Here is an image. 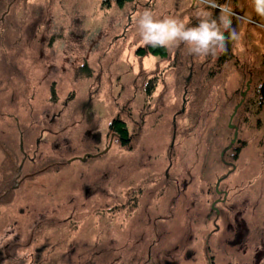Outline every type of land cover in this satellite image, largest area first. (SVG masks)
I'll return each instance as SVG.
<instances>
[{
	"label": "rangeland",
	"instance_id": "obj_1",
	"mask_svg": "<svg viewBox=\"0 0 264 264\" xmlns=\"http://www.w3.org/2000/svg\"><path fill=\"white\" fill-rule=\"evenodd\" d=\"M5 1L0 158L11 164L0 163V184L22 159L14 117L31 148L41 136L45 161L56 145L58 166L0 200L4 264H264V18L252 0H214L240 36L226 58L183 43L164 58L135 54L143 12L195 27L200 0ZM111 118L125 123L127 144L111 136ZM219 177L227 196L216 203ZM93 181L101 196L81 207L77 191Z\"/></svg>",
	"mask_w": 264,
	"mask_h": 264
},
{
	"label": "clouds",
	"instance_id": "obj_2",
	"mask_svg": "<svg viewBox=\"0 0 264 264\" xmlns=\"http://www.w3.org/2000/svg\"><path fill=\"white\" fill-rule=\"evenodd\" d=\"M201 7L197 11L199 23L195 27H187L175 18L157 20L150 11L143 12L138 19L142 40L153 47H173L186 44L189 51L200 57L217 56L227 51L229 41L240 39L233 28L234 13L225 15L223 7L214 0H200ZM258 17L264 18V0H252ZM220 7L221 15L211 18L207 10Z\"/></svg>",
	"mask_w": 264,
	"mask_h": 264
},
{
	"label": "flooded vegetation",
	"instance_id": "obj_3",
	"mask_svg": "<svg viewBox=\"0 0 264 264\" xmlns=\"http://www.w3.org/2000/svg\"><path fill=\"white\" fill-rule=\"evenodd\" d=\"M16 3H17V0H6L5 1L6 10H9V8L14 6ZM2 16L3 15H1L0 20H1ZM21 88H23V86H21ZM114 119H117V118H113L112 120H114ZM117 120H119V119H117ZM14 121L16 123L15 130H16L17 142H16L15 138H13L11 147L13 148V152H15V147L17 148V150L19 152H21V154H22L21 158L22 159H21L19 165L16 167V171L14 173L15 176H14L13 181H12V179H9V180H5L2 184H0V200H5L7 197H9L13 191L19 189L18 187H20L22 185V183L25 180L29 179L30 177L31 178L37 177L43 171L55 172L56 168L58 166L56 145H54V147H52V151L48 154V158L45 161V158H42L41 155L37 153L38 149L40 148L41 136H38L36 139H34L33 147L31 148V144L28 145V143L26 142V140H27L26 131H25L24 127H22V128L20 127L18 117H14ZM108 129H109V132H111V136H113V137L115 136V137H117V139H119L117 132H115L111 128H108ZM121 146H122V144H121ZM4 149H7L8 151H10V149L8 147L7 148L4 147ZM28 149H31V151L27 152ZM100 153H101L100 150H95V151H91V152L86 151L85 159L88 157L89 158L97 157V156H99ZM4 154H5V159H2V157H1L0 163H6L7 165H10L11 164L10 157L8 156V158H7V155H9V153H3V155ZM72 160L73 159H71L70 161H72ZM233 167H234V165L232 164L231 168H233ZM226 177L227 176L225 175V178ZM221 179H223V178L219 177L216 180V182L214 183V191L220 195L219 198L216 199V203H218L220 201L224 202L226 200V196H227L226 190L225 189H219V187H218ZM40 184L41 183H39V186H40ZM21 187H24V185H22ZM100 188H102L100 186V183H97L96 181L90 182L89 184H86V183L82 184L81 187L79 188V190L77 191V194L79 195V199H77V200L80 201V206L84 207L86 205V201L90 198L101 196V195L97 194L98 191L100 190ZM74 197H75V195H74ZM69 200H70L69 204L73 206L72 209L76 210L74 208V206L76 205V202H75V199L73 198V196L68 197V201ZM9 204L10 203H8V205ZM213 204H214V202L211 204V208H214ZM215 212H216V217H217L216 219H218V217L220 215V211L216 209ZM70 217L71 216H69L68 219ZM13 220H16V219H13ZM238 225H237V229H236L237 234H235L236 236L233 240L234 243H237V239H239V237L241 239H243L242 230H244V228H240L241 225H239V226ZM208 236H210V233H208ZM9 257H11V256H7L6 258H3V259L0 257V264H4L3 261H10ZM24 261H25V259H24ZM6 263L9 264V262H6Z\"/></svg>",
	"mask_w": 264,
	"mask_h": 264
},
{
	"label": "trees",
	"instance_id": "obj_4",
	"mask_svg": "<svg viewBox=\"0 0 264 264\" xmlns=\"http://www.w3.org/2000/svg\"><path fill=\"white\" fill-rule=\"evenodd\" d=\"M102 1H103L102 2L103 6H110L111 2L113 1L117 6L121 7L127 2H132L135 0H102ZM231 43L232 41H229L227 44V51L224 52L225 53L224 58L229 56L228 50H229V46ZM135 54H137L138 56H144L146 54H153L155 56L164 58L167 56V49L166 47H153L151 45L144 44L143 46H139L135 49ZM257 93H258L259 103L264 105V80L259 84ZM109 128L117 132L119 136L118 140L120 144L125 145L129 142V139L127 138V135H126L127 129L123 121H120L117 119L111 120L109 123ZM237 152H238V148H235L232 154L234 158L236 157Z\"/></svg>",
	"mask_w": 264,
	"mask_h": 264
},
{
	"label": "water",
	"instance_id": "obj_5",
	"mask_svg": "<svg viewBox=\"0 0 264 264\" xmlns=\"http://www.w3.org/2000/svg\"><path fill=\"white\" fill-rule=\"evenodd\" d=\"M231 117H232V115L230 116V118H231ZM229 127H231V124H230V123H229ZM236 134H237V130L234 129V131H233V137H232V139L230 140V144L233 143V142L235 141ZM222 152H223V151H222ZM222 152H221V154H222Z\"/></svg>",
	"mask_w": 264,
	"mask_h": 264
},
{
	"label": "bare ground",
	"instance_id": "obj_6",
	"mask_svg": "<svg viewBox=\"0 0 264 264\" xmlns=\"http://www.w3.org/2000/svg\"><path fill=\"white\" fill-rule=\"evenodd\" d=\"M150 60H151V59H150V58H148V59H146L145 61H146V62H148V61H150Z\"/></svg>",
	"mask_w": 264,
	"mask_h": 264
}]
</instances>
